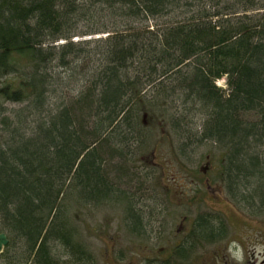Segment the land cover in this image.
I'll return each instance as SVG.
<instances>
[{"label":"trees","instance_id":"obj_1","mask_svg":"<svg viewBox=\"0 0 264 264\" xmlns=\"http://www.w3.org/2000/svg\"><path fill=\"white\" fill-rule=\"evenodd\" d=\"M71 58L96 64L68 98L54 88L75 78ZM174 94L205 114L200 140L229 147L232 172L264 191V0H0V234L16 263H49L56 246L81 261L70 190L107 200L145 113L171 121ZM7 102L21 107L4 115Z\"/></svg>","mask_w":264,"mask_h":264},{"label":"rangeland","instance_id":"obj_2","mask_svg":"<svg viewBox=\"0 0 264 264\" xmlns=\"http://www.w3.org/2000/svg\"><path fill=\"white\" fill-rule=\"evenodd\" d=\"M73 40L80 38L75 37ZM70 60L68 68L76 69L75 60L78 59ZM95 64L91 60L78 63L79 67L73 71L75 78L68 86L56 87L59 85L54 83V94L62 93L71 97L82 84L79 77L93 69ZM80 71L81 74L78 73ZM216 84L227 90L225 78L217 80ZM173 97L171 104L166 106L170 115H174L171 121L164 119L160 107L145 113L140 145L130 147L134 154L129 155L125 167L122 166L121 179L112 178L119 196L112 190L110 199L82 203L75 200L70 190L71 194L67 196L68 202L71 200L69 216L66 219L75 229V239L79 240L87 259L81 263L56 246L53 250L56 258L53 259L54 264H145L158 258L174 264H220L224 262L223 257L228 256L225 250L228 243L235 236L239 238L238 230H241L245 242L251 241L253 226L256 225L254 222L257 220L260 229L264 230V210L256 211L244 200H235L228 195L223 178L227 174L222 144H216L211 139L191 142L194 138L191 134L196 132L199 135L201 119L205 114L193 102L188 104L184 101L183 95L174 94ZM52 100L55 101V98ZM4 106L9 109L4 114L7 116L12 109L21 107L13 102H7ZM189 131L191 134L187 142L186 134ZM258 183L251 181L255 188ZM122 197L124 201L119 200ZM228 201L238 207L236 213L231 212V203ZM129 207L134 210V214L141 211L142 218L139 223L136 222V228H132L133 225L128 221L131 217ZM237 214L240 220L232 223L231 219L236 221ZM203 217L209 219V223L216 228L229 222L228 239H222L220 235L211 240L200 237L199 225L193 229V221L196 218L202 220ZM133 220L135 223L136 219ZM175 246H191L193 254L186 251L184 258H172L170 254ZM17 252L5 246L0 252V264H22L13 260ZM254 255L257 253L250 254L252 257ZM8 259H12L13 263H8Z\"/></svg>","mask_w":264,"mask_h":264},{"label":"flooded vegetation","instance_id":"obj_3","mask_svg":"<svg viewBox=\"0 0 264 264\" xmlns=\"http://www.w3.org/2000/svg\"><path fill=\"white\" fill-rule=\"evenodd\" d=\"M222 150L224 151V159H223L224 169L227 174L223 178L225 180L226 190L227 192H229L228 193L229 197H232L235 200H237V198L238 199L240 198L241 200H244L246 203H248L250 205V208H253L254 210L259 211V212L263 211L264 210V191L261 192V190H259L261 186L258 185L257 188H255L253 185L251 186L248 184L245 185L242 182L243 178H241L240 175H237V173L232 172L230 168V162H229L230 158L228 157L229 147L225 146L222 148ZM129 180L131 181L132 179H129ZM112 186L113 188H111V190H113V192L116 193L115 187L117 185L114 183ZM228 202L231 203L230 201ZM237 202L239 204L241 203L239 201ZM229 206L231 207V210H232L231 212L236 213V210L238 207L234 206V204L232 203ZM245 208L248 209V207H245ZM140 212L141 211H138L137 214L140 215ZM237 216L238 218H236V221L234 219H231L232 223H235L240 220L239 218L240 216L238 214ZM204 218L207 223V226H212L216 228L213 224L209 223V219H206V217H203V219ZM200 221L201 220H198V218H196L193 221V229H196L197 225L200 224ZM250 222H254V221L251 220ZM225 223L226 224L221 225L219 228H216L218 230L217 232H213L214 234L213 233L207 234L206 236H204L202 232H200V226H199L198 227L199 236L205 240L206 239L211 240L213 238H216L218 235L223 236L222 239L223 238L228 239V232H229L230 224L227 221ZM254 223H256V225L253 226L254 230L252 231V234H251V238H252L251 241L245 242L243 235H241V230H238L239 238L235 236V239L231 240L228 243V247L225 248V250L228 252V256L227 255L224 256L223 257L224 262L220 264H264V230L260 229L259 220H257ZM186 251H189V254H193L192 253L193 247L190 246V247L180 248V246H175V248L172 251V254L170 255H172V258L173 256H176L178 259H179V256L180 258H184L185 256H182V255H186ZM255 253H257L258 257L257 255H254V257L250 256V254H255ZM84 254H85L84 252L81 253V256H80L81 263L86 261L85 259H87L86 255ZM49 257L51 258L50 255ZM32 258H33V261L31 264H54L53 259L55 257L52 256L49 263H46L44 260H40L39 263H36L35 255H33ZM157 260L149 261L148 263H145V264H174L173 262H167V261L165 262L164 258H158ZM109 264H113V263H109ZM178 264H182V263H178ZM183 264H186V263H183ZM188 264H196V263L192 262ZM207 264H210V263H207Z\"/></svg>","mask_w":264,"mask_h":264},{"label":"bare ground","instance_id":"obj_4","mask_svg":"<svg viewBox=\"0 0 264 264\" xmlns=\"http://www.w3.org/2000/svg\"><path fill=\"white\" fill-rule=\"evenodd\" d=\"M106 35V34H105ZM98 36V35H97ZM90 38V39H94L93 38V36H85L84 38ZM99 37H100V35H99ZM248 117H250V118H252L253 119V121H256V120H258L259 121V116H258V114L257 113H249V114H245V113H242L241 115H240V118L242 119V120H248ZM202 130V129H201ZM200 130V132H199V135H197L196 134V132H195V134H191L190 133V131L188 132L189 134H191V135H194L193 137V139L191 140V142H193V141H198V140H200L201 139V134H202V131ZM112 176H114L113 174H111L110 175V177H112ZM112 178H115V176L114 177H112ZM112 186V185H111ZM112 188H113V186H112ZM83 248V247H82Z\"/></svg>","mask_w":264,"mask_h":264},{"label":"water","instance_id":"obj_5","mask_svg":"<svg viewBox=\"0 0 264 264\" xmlns=\"http://www.w3.org/2000/svg\"><path fill=\"white\" fill-rule=\"evenodd\" d=\"M8 243V240L6 238L5 234H0V252H2L4 246H6Z\"/></svg>","mask_w":264,"mask_h":264}]
</instances>
